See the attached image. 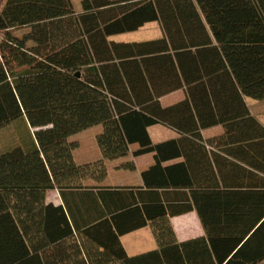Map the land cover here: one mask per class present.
I'll use <instances>...</instances> for the list:
<instances>
[{"label":"trees","instance_id":"obj_1","mask_svg":"<svg viewBox=\"0 0 264 264\" xmlns=\"http://www.w3.org/2000/svg\"><path fill=\"white\" fill-rule=\"evenodd\" d=\"M0 2V132L16 126L33 142L0 155L3 187L24 192L0 216V264L264 263V126L245 102L264 100V0H82L80 10L73 0ZM153 21L161 40L109 41ZM179 89L190 101L163 108L160 98ZM158 124L196 138L224 127L222 150L235 160L225 166L236 175L211 179L228 191L207 194L206 213L198 207L207 237L179 242L156 192L101 187L106 162L132 145L136 157L160 153L148 131ZM97 126L102 158L79 165L70 139ZM155 172L147 189L169 185ZM54 190L65 205L46 204ZM149 221L159 249L128 256L121 237Z\"/></svg>","mask_w":264,"mask_h":264},{"label":"crops","instance_id":"obj_2","mask_svg":"<svg viewBox=\"0 0 264 264\" xmlns=\"http://www.w3.org/2000/svg\"><path fill=\"white\" fill-rule=\"evenodd\" d=\"M80 4H78V8L76 7L77 10L81 9ZM164 36L165 32L161 23L159 21H153L146 23L137 31L111 36L109 41L127 44L146 43L161 40ZM190 99L191 93L188 89H179L163 95L159 101L163 108H170L190 101ZM245 102L251 115L264 126V100L257 101L245 98ZM177 119L182 121L180 119L184 118L177 116ZM182 123L184 124V122ZM186 125L190 128H195L193 121L186 123ZM148 131L152 144L155 146H163L160 153H149L136 157L134 152L139 149V145H132L130 147V154L126 158L106 162L108 175L104 183L101 184V187L109 190H131L136 195L137 193H144L145 195V192H148V194L156 192L158 199L159 197L163 199V202L157 203L164 205L168 213L167 218H169V223L179 242L182 243L207 237V231L198 207L206 213L205 210L211 209L209 204L212 203V199L207 194L213 191L225 193L228 191L227 188L221 186V180H219L220 186H217V182L210 184L211 179L220 178L222 175H236V172H232L233 167L229 168L225 166L228 160H235L222 150V145L227 143L222 139L224 127L222 125H213L212 127L201 129L202 137L200 138L193 137L189 133H183L162 124L154 125ZM101 132L102 128L100 133H97V136ZM80 134L70 139V141L79 144V148L74 152L76 163L84 165L100 160L102 156L97 145V140L95 154L89 153L90 155H86L84 153V146L87 143L79 139L82 137ZM27 143L25 144L20 141L12 133L11 138L6 143H0V155L16 147H30L33 144L30 140ZM130 163L135 166L134 170L126 169V165ZM153 167H156V172L152 178L169 185H161L152 190L147 189L145 174ZM3 185L2 179L0 178V216L5 213V210L13 214L14 208H17L20 204L21 194L24 193L21 192V189L17 188L18 186H13L12 183L7 188H4ZM87 185L97 186L94 182H87ZM195 194H198L196 195L198 205L195 203ZM132 195H130L131 199H133ZM45 202L46 204L52 203L55 206L65 205L58 190L47 191L45 194ZM137 202H134L133 206L143 208L146 205V202ZM120 203L116 199L109 205L113 209V207H116ZM187 206L194 208L193 211L183 214H171L173 209ZM154 224L153 221H149L147 226L121 237V243L128 256L135 257L159 249V244L153 230Z\"/></svg>","mask_w":264,"mask_h":264},{"label":"rangeland","instance_id":"obj_3","mask_svg":"<svg viewBox=\"0 0 264 264\" xmlns=\"http://www.w3.org/2000/svg\"><path fill=\"white\" fill-rule=\"evenodd\" d=\"M81 0H73L75 6L78 8V4L80 3ZM1 4V2H0ZM20 126H18L19 128ZM101 126H98V127H94L90 130H87L86 132L80 134V137L79 139L82 140V142L84 143H87L84 148H85V152L86 155H90V154H95V146L97 148V145H96V136H97V133H100L101 131ZM15 130H16V126L12 127V128H9V129H6L4 131H1L0 132V143H6V141H8L9 138H11L12 136V133L14 134L15 133ZM92 143V145H91ZM94 146V147H93ZM94 149V150H93ZM90 153V154H89Z\"/></svg>","mask_w":264,"mask_h":264},{"label":"water","instance_id":"obj_4","mask_svg":"<svg viewBox=\"0 0 264 264\" xmlns=\"http://www.w3.org/2000/svg\"><path fill=\"white\" fill-rule=\"evenodd\" d=\"M78 77H80V74H77Z\"/></svg>","mask_w":264,"mask_h":264}]
</instances>
